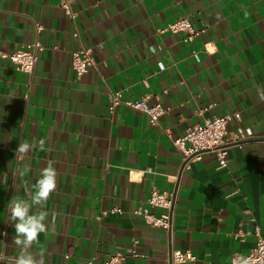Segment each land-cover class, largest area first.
I'll list each match as a JSON object with an SVG mask.
<instances>
[{
  "label": "crops",
  "instance_id": "crops-1",
  "mask_svg": "<svg viewBox=\"0 0 264 264\" xmlns=\"http://www.w3.org/2000/svg\"><path fill=\"white\" fill-rule=\"evenodd\" d=\"M73 8L75 21L60 0H0V52L43 45L31 74L0 56V264L19 252L8 205L27 198L23 181L34 184L49 160L57 189L31 249L46 264L103 263L116 253L124 264H172L186 250L196 259L182 264H228L249 255L264 237V0H76ZM181 16L205 31L191 42L161 32ZM81 46L96 64L78 77L72 53ZM118 91L161 104L160 126L123 105L111 110ZM234 113L241 118L228 129L251 138L229 148L227 167L205 154L182 170L169 135ZM32 140L34 150L18 152ZM154 189L174 193L171 234L134 213L162 214L147 203Z\"/></svg>",
  "mask_w": 264,
  "mask_h": 264
},
{
  "label": "built area",
  "instance_id": "built-area-1",
  "mask_svg": "<svg viewBox=\"0 0 264 264\" xmlns=\"http://www.w3.org/2000/svg\"><path fill=\"white\" fill-rule=\"evenodd\" d=\"M75 2L76 0H60V7L72 21L76 19V13L73 8ZM43 29L44 27L41 23L36 24L37 33H41ZM164 31L174 34L182 33L185 35L184 42H191L205 30L196 29L188 16H181L161 30V32ZM74 35L79 37L78 32H75ZM42 50L43 45L41 41L36 40L23 49L11 53L0 52V56L13 63L17 71L31 74L36 67L39 54ZM95 64L92 51L84 46H81L72 53V68L78 77L85 75L91 68L95 67ZM110 100L111 110L123 105L127 108L140 111L146 114L150 123L156 127L160 126L159 119L166 112V109L161 104L149 105L148 97L126 100L121 91L111 93ZM240 118V113L215 116L207 118L202 123L187 129L181 137L173 138L169 135L174 149L182 157V170H189L192 163L201 160L205 154H214L219 167L226 168L228 165L229 148L231 146H241L251 138L250 130L241 126H237L234 130L228 129L230 123L240 120ZM147 203L152 207L163 210L162 214L157 216L146 209H136L134 213L142 216L146 223L162 228L166 233L171 234L174 229V193H162L154 189L147 199ZM112 212L121 213L122 210L115 208ZM134 256L137 255L134 253ZM67 259L68 255L65 256V260ZM195 259L196 257L190 250L175 251L172 254V264H182L194 261ZM64 264L71 263L65 261ZM82 264H124V255L116 253L103 263H96L94 259H88ZM228 264H264V237H258L256 248L249 255H234Z\"/></svg>",
  "mask_w": 264,
  "mask_h": 264
},
{
  "label": "clouds",
  "instance_id": "clouds-1",
  "mask_svg": "<svg viewBox=\"0 0 264 264\" xmlns=\"http://www.w3.org/2000/svg\"><path fill=\"white\" fill-rule=\"evenodd\" d=\"M153 54L156 48L150 49ZM158 67L161 71L166 70L163 61L159 62ZM260 102H264V89H257ZM38 146L37 141L22 142L18 148L21 154H27ZM41 150H43V141L39 142ZM24 171L20 170L21 178ZM58 171L54 167L53 162L49 160L47 166L40 171L39 178L34 184L29 185L27 180L23 181V188L27 193V198H19L16 195L11 199L8 205V221L14 226L15 235L13 244L19 249L18 255L14 260V264H46L43 252L33 253L31 251L33 245L39 244L41 233H45L48 228L49 212L44 208L49 198L57 189ZM36 209L34 212L33 209ZM56 214L51 213V224H55Z\"/></svg>",
  "mask_w": 264,
  "mask_h": 264
}]
</instances>
